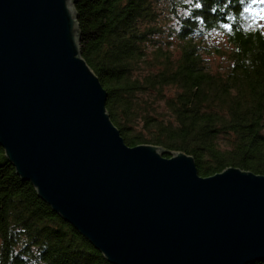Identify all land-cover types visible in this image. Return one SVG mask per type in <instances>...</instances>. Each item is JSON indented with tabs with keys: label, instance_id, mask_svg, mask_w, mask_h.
Listing matches in <instances>:
<instances>
[{
	"label": "water",
	"instance_id": "water-1",
	"mask_svg": "<svg viewBox=\"0 0 264 264\" xmlns=\"http://www.w3.org/2000/svg\"><path fill=\"white\" fill-rule=\"evenodd\" d=\"M106 99L73 0H0V145L53 211L113 264L264 261V174L129 146Z\"/></svg>",
	"mask_w": 264,
	"mask_h": 264
},
{
	"label": "trees",
	"instance_id": "trees-1",
	"mask_svg": "<svg viewBox=\"0 0 264 264\" xmlns=\"http://www.w3.org/2000/svg\"><path fill=\"white\" fill-rule=\"evenodd\" d=\"M163 1L174 37L164 43L154 37L161 0H73L81 55L107 91L111 121L129 146L192 155L202 176L228 166L264 174V0ZM212 32L227 44L214 49L226 55L222 72L203 57ZM0 264H113L20 178L1 145Z\"/></svg>",
	"mask_w": 264,
	"mask_h": 264
},
{
	"label": "rangeland",
	"instance_id": "rangeland-1",
	"mask_svg": "<svg viewBox=\"0 0 264 264\" xmlns=\"http://www.w3.org/2000/svg\"><path fill=\"white\" fill-rule=\"evenodd\" d=\"M156 10L159 15L156 24L161 26L162 31L161 33L156 34L154 37L156 40H162L163 43L165 40H169L170 42L173 41V32L169 29V27L173 25V21L170 18L168 7L165 1L161 0V3L156 5ZM204 42H207L205 45L210 50L209 52L203 54V57L208 64L209 70L212 72H222L227 66L226 55L222 54L221 52L217 53L214 49L219 47V50H224V47L227 46L225 38L219 32H212L208 39L204 40ZM150 48L151 47H148V49ZM174 54L177 55L178 52L174 50ZM172 93L173 90H169L168 94L171 95ZM159 104L162 106L161 102H159ZM137 128H140V124L137 125Z\"/></svg>",
	"mask_w": 264,
	"mask_h": 264
},
{
	"label": "snow or ice",
	"instance_id": "snow-or-ice-1",
	"mask_svg": "<svg viewBox=\"0 0 264 264\" xmlns=\"http://www.w3.org/2000/svg\"><path fill=\"white\" fill-rule=\"evenodd\" d=\"M197 7H199V5H197Z\"/></svg>",
	"mask_w": 264,
	"mask_h": 264
}]
</instances>
